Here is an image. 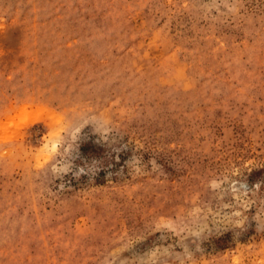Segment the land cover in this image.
<instances>
[{"label": "rangeland", "instance_id": "rangeland-1", "mask_svg": "<svg viewBox=\"0 0 264 264\" xmlns=\"http://www.w3.org/2000/svg\"><path fill=\"white\" fill-rule=\"evenodd\" d=\"M0 264H264V0H0Z\"/></svg>", "mask_w": 264, "mask_h": 264}]
</instances>
